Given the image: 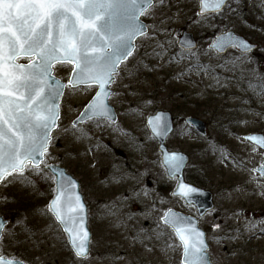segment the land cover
Wrapping results in <instances>:
<instances>
[{
  "label": "rangeland",
  "instance_id": "374dc122",
  "mask_svg": "<svg viewBox=\"0 0 264 264\" xmlns=\"http://www.w3.org/2000/svg\"><path fill=\"white\" fill-rule=\"evenodd\" d=\"M199 3L155 0L142 15L149 30L111 86L116 122L95 118L74 126L97 88H66L45 162L0 182V214L10 219L0 254L28 264H183L182 245L162 217L170 208L196 215V208L171 194L177 180L167 175L146 125L148 114L167 110L176 117L168 147L189 154L187 180L214 194L215 208L200 221L213 264H264V176L257 170L264 149L244 138L264 134V0H230L211 14H199ZM178 29L192 32L198 46L179 47ZM229 30L257 49L217 54L211 42ZM71 71L68 63L54 68L64 81ZM188 116L205 120L208 134L188 125ZM52 163L81 182L92 233L86 258L75 255L48 208L55 179L45 166ZM140 191L143 198L135 196ZM117 196L127 205L106 207Z\"/></svg>",
  "mask_w": 264,
  "mask_h": 264
},
{
  "label": "snow or ice",
  "instance_id": "6c2138e0",
  "mask_svg": "<svg viewBox=\"0 0 264 264\" xmlns=\"http://www.w3.org/2000/svg\"><path fill=\"white\" fill-rule=\"evenodd\" d=\"M153 0H0V179L23 172L31 164L39 170L47 151L49 133L57 126L56 101L65 85L52 75L54 63L74 64L68 84L95 86L97 91L77 117L111 116L107 85L115 81L118 65L132 54L133 39L143 34L138 20ZM224 0H200L201 14L219 11ZM223 47V42L218 43ZM235 46V45H234ZM245 50L250 46L240 45ZM21 56L28 57L19 63ZM36 59H32V57ZM155 135L163 136V114L149 119ZM264 145V137H248ZM170 169L178 170L183 157L168 153ZM54 173V166L46 165ZM56 195L49 208L68 234L78 256L86 255L90 236L85 208L76 183L62 171L56 176ZM181 194L198 189L180 184ZM187 189V191H185ZM183 245L184 264H208L203 233L187 217L168 210L163 217ZM3 224H0V228ZM218 227V225H217ZM2 238V233H0ZM0 264H23L0 254Z\"/></svg>",
  "mask_w": 264,
  "mask_h": 264
},
{
  "label": "water",
  "instance_id": "95a60500",
  "mask_svg": "<svg viewBox=\"0 0 264 264\" xmlns=\"http://www.w3.org/2000/svg\"><path fill=\"white\" fill-rule=\"evenodd\" d=\"M228 1L229 0H224V3L221 6L220 10H222L226 6V4H227ZM153 2H154V0H153ZM153 2H152V4H153ZM212 12H218V11H207V12H204L203 14H205V13H212ZM199 13L201 14V7L200 6H199ZM142 14L143 13L139 14L138 20L143 25V34L142 35H144L148 31V27H147L146 23L141 19V15ZM180 33H181V30H178L177 31V34H180ZM142 35H137L133 39L132 44L134 45V47L132 49V53H133V51L135 50V47H136V40L140 36H142ZM220 42H223V47H218L217 46L218 43H220ZM241 43L247 44L250 47L247 50H245L243 47L240 46ZM178 45L180 47H182L184 50H191V49L197 47V40H196V38H195V36H194V34L192 32H190V31H183L182 34L179 37ZM256 46H257L256 43L250 41L249 39L245 38L244 36H242L240 34H237V33H235L234 31H231V30L216 35L214 41L211 44V47L215 51H217L218 53H225L230 48H238L241 52L246 53V52H250V51L255 50L256 49ZM129 56H127L125 59H123L120 62V64L118 65V71H117V73L119 72V66L124 61H126ZM21 57H25V56H21ZM21 57H19V58H21ZM32 59L34 60L36 58L33 56ZM19 63H26V62H19ZM58 63H65V62H58ZM55 64H57V63H54L53 66H52V75H53V77L55 79H58L61 83H63L65 85V88H64L62 94L60 95L59 99L56 101V103H58V105H59V119L57 121V126L56 127H53L50 130V133H49L50 139H49V143H48V146H47V150H48L49 144H50V142L52 140V133L58 127V123H59V120L61 118V106L60 105H61V102H62L63 95L65 93L66 87H67V85H69L68 82H64L59 77H57L56 75H54L53 72H54V65ZM72 65H73V69H74L75 65L74 64H72ZM72 74H73V70L71 72L70 79L72 78ZM115 78H116V76H115ZM111 85H112V83H110L109 85H107V88H108V90L110 92V95L108 97V100L106 101V103L108 104L109 108L111 109V116L110 117H106V118L109 119V120H111V121H113V122H116L118 120V114H117V111L115 110V108L110 104V101H109V98H110L111 94L114 92L113 89L111 88ZM78 86H86V84H80ZM78 86H76V87H78ZM91 99L88 101V103L91 101ZM87 104L84 106V108L82 109V111L80 112V114L77 117L81 116V113L85 111V108H86ZM160 114H163V119L166 120L167 121V124H168V129H167L166 133L163 136L155 135L153 133V131H152L151 126L149 125V119L151 117H153V116H157V115H160ZM77 117L72 122L74 126H77L80 123H83V122L88 121V120L93 119V118H100V117L84 118L82 121L77 122V123L74 124V122L77 121ZM186 122H188L199 134H201V135H206L207 134V124H206V122L203 119H200V118L195 117V116H189V117L186 118ZM146 125H147L149 131L151 132V134L153 135V137L158 141V149H159V151L161 153V161H162V164L164 165V167H165V169L167 171V175L170 178H172V179H175L176 178L177 181H178L176 188L172 191V195L173 196L181 197L188 205H194L195 208H196V211H197V216H194V215H191V214H185L184 212L179 211V210H176L174 208H171V210L173 212H175V213L180 214L181 216L187 217L188 220L191 223H193L196 226V228L199 229V231L201 233H203V239H204V243L206 245L203 255H204L206 261L208 262V264H213L212 261H211L210 254H209V243H208V240H207V232L205 231V229H203L200 226V219H199V218L204 217L208 212H210L214 208V196H213V193L210 190L205 189V188L200 187V186H197L196 184H194L192 182H189L186 179V177H185V170H186V167H187V165L189 163L190 156L186 152L177 151V150H171V149L168 148V146H167L168 137L173 133V131L175 129V122H174L173 113L170 112V111H167V110H157L154 113H150L147 116V118H146ZM251 136H254V137H264V134L263 133H252V134H249V135H245V138L248 139V137H251ZM248 140H250L252 143H254V144H256L259 147H261V148L264 149V145L258 144L256 142V140H252V139H248ZM173 152L178 153V154H180L183 157V163H182L181 167L178 170H176V169H170L169 165L166 164V162H165L166 154L173 153ZM39 159H42V161H43L45 159V155L42 158H39ZM51 166H54L57 169V172L54 173L51 169L48 168V170L54 175L55 181H56V176L59 174L60 171H62L63 173H65L67 176L72 177L73 180L75 181V183H76V192L79 194V196L81 198V201L84 204V208H85V224H84V227L88 230V233H89V236H90V241H91V235H92V233H91V230L88 227V222H89L88 206H87V203L85 201L83 192L81 190L80 180L78 178H76L72 173H70L67 170V168L65 166L61 165V164L53 163V164H51ZM258 171L262 175H264V166H260L258 168ZM6 176L7 175H5L3 177V179ZM3 179H0V182ZM181 183L182 184H185V185H189L192 188H196V189H198V191L197 192H193V193H189L187 196H185V195L181 194V192H180L179 185ZM185 191H187V189H185ZM55 195H56V182H55V194L53 195L52 199L55 197ZM52 199L50 200L49 205H50ZM167 212H166V214H167ZM54 217H55V215H54ZM162 220L165 223V221H164L163 218H162ZM8 223H9V219H5L4 216L0 215V224H3V227L0 228V233H3V230L5 229V227H6V225ZM58 223L60 224L59 221H58ZM167 225L174 231V229L172 228V226L170 224H167ZM61 227H62L63 231L65 232V234L68 237V234L64 230V228H63L62 225H61ZM174 233H175V231H174ZM178 239H179V237H178ZM68 242H69L72 250L76 254V250H75L74 246L71 244L69 238H68ZM89 253H90V242L88 244V252H87V254L86 255H83V256H78L76 254V256L77 257H80V258H85V257H87L89 255ZM17 260H19V259H17ZM20 261H22V260H20ZM22 262H23V264H27L24 261H22ZM182 262L184 264L183 252H182Z\"/></svg>",
  "mask_w": 264,
  "mask_h": 264
},
{
  "label": "bare ground",
  "instance_id": "6f19581e",
  "mask_svg": "<svg viewBox=\"0 0 264 264\" xmlns=\"http://www.w3.org/2000/svg\"><path fill=\"white\" fill-rule=\"evenodd\" d=\"M115 188H118L117 186H114ZM212 192V191H211ZM137 198H143L144 197V194H143V192L142 191H140L139 193H137L136 195H135ZM120 203L121 204H123L124 206H126L127 205V203H128V199H124L123 197H119V196H117V198L115 199V200H113L112 202H108L107 204H106V207H108V208H114L117 204H119L120 205ZM192 206H194V205H192ZM107 210H109L110 211V209H107ZM107 210H105V213H108L109 211H107ZM88 215H89V213H88ZM137 216H138V214H136ZM147 215V214H146ZM195 216H197V211H196V215ZM199 219H201V218H199ZM89 223V222H88ZM116 225L117 224H115V225H113V227L112 228H115L116 227ZM89 227V226H88ZM110 228V227H109ZM90 229V228H89ZM116 230V229H115ZM259 233H261V232H259ZM92 236V235H91ZM123 239L122 238H119V240L118 241H122ZM232 246V245H231ZM76 255V254H75ZM78 258H80V257H78ZM129 259V258H128ZM164 262V261H163ZM98 263V262H97Z\"/></svg>",
  "mask_w": 264,
  "mask_h": 264
},
{
  "label": "trees",
  "instance_id": "16d2710c",
  "mask_svg": "<svg viewBox=\"0 0 264 264\" xmlns=\"http://www.w3.org/2000/svg\"><path fill=\"white\" fill-rule=\"evenodd\" d=\"M260 73H262V72H260ZM258 80H259V79H258ZM249 82L252 83V82H254V80H253V79H250ZM191 180H192V179H190V181H191ZM192 181H193V180H192ZM192 181H191V182H192ZM194 183H195V181H194ZM196 183H198V181H196Z\"/></svg>",
  "mask_w": 264,
  "mask_h": 264
}]
</instances>
